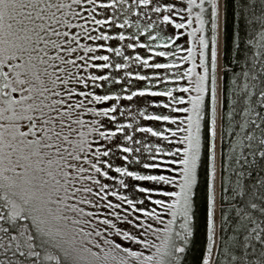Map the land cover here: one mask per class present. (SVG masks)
I'll use <instances>...</instances> for the list:
<instances>
[{"label":"snow or ice","instance_id":"snow-or-ice-1","mask_svg":"<svg viewBox=\"0 0 264 264\" xmlns=\"http://www.w3.org/2000/svg\"><path fill=\"white\" fill-rule=\"evenodd\" d=\"M0 264H264V0H0Z\"/></svg>","mask_w":264,"mask_h":264},{"label":"trees","instance_id":"trees-1","mask_svg":"<svg viewBox=\"0 0 264 264\" xmlns=\"http://www.w3.org/2000/svg\"><path fill=\"white\" fill-rule=\"evenodd\" d=\"M236 28H237V17L236 14L231 10V8H229V10L224 14H223V29H222V49H221V53H222V65L224 67H229L230 62L233 59L236 58H240L242 59L244 56V51H239L237 52L234 49V44H233V40H234V34L236 32ZM241 36L243 38H246L244 36V33H241ZM248 55L250 56L251 53L249 52ZM238 71V69H237ZM239 83V81H238ZM231 82L229 79V76L226 75H221V110H224V105L227 102H230V100L232 99V94H231ZM225 97H227V100L225 99ZM238 131V129H237ZM232 139H235V136L232 137ZM228 146H229V140L227 138V136H225V139L223 141V143H221L220 141V171H219V176L221 175V167L223 166V168L225 169V171L223 172V175L226 177L227 176V165H228ZM220 179V177H219ZM199 218H198V226L201 229L202 232V227H203V210L202 208L200 209V212L198 214ZM162 227V225H161ZM199 240L200 237H197V246H196V250L194 251V253L192 255H190V259H194L195 256L198 254L199 251Z\"/></svg>","mask_w":264,"mask_h":264},{"label":"rangeland","instance_id":"rangeland-1","mask_svg":"<svg viewBox=\"0 0 264 264\" xmlns=\"http://www.w3.org/2000/svg\"><path fill=\"white\" fill-rule=\"evenodd\" d=\"M183 3L185 5V7H186V0H183ZM194 11H196V10L194 9ZM223 14H224V10L222 9V11H221V20H220V24H221L220 62H221V64H222V53H221V49H222ZM182 15H184L185 17H187L186 11L184 13H182ZM155 18H156V14H153V19H155ZM174 18H175L176 22H181L179 16H176ZM183 22L184 23H187V19H185ZM193 27H198V25L196 24L195 20H193ZM174 31L177 34L183 33V35L181 36V38L178 41V43L179 44H184L185 38L187 37V33L189 31H191V29H179V30H175L174 29ZM153 34H155V30H153ZM187 39H188L189 43L186 44L185 47H190L191 46L190 45L191 38L190 37H187ZM141 42H146V37H142L141 38ZM149 43H154V42H149ZM173 47H176V45H173ZM128 51H131V50H128ZM180 54L181 55H187L186 52H181ZM159 59L163 60L164 58H159ZM188 67H191V64L190 63L189 64L182 65V70H186ZM156 71L157 70H153V69H144L143 72H142V74L147 73L148 75H152ZM198 71H199V69H198ZM159 72L162 75L163 72H164V70H159ZM143 83L145 84V86H147V82H143ZM219 85H220V100H221V76L219 77ZM177 86H187V81H180L179 82V85H177V84H170V85H168V87H177ZM164 87H165V85H163V84L159 85V88H161V89L164 88ZM153 90H158V89H153ZM183 95H185V98L187 97V94H183ZM149 99H152V98H134L133 101H121V105L122 106L126 105L128 107H132L133 112H136L138 109H143L145 107L148 108V113L158 112L159 111L158 109H154V108H152L148 104V100ZM120 119L121 120H124V118H120ZM136 119H138L140 121L141 126H146L147 127V126H153V124H154V122L145 121L143 119V117L137 116ZM124 122H131V120L130 119L129 120H124ZM172 127L174 128L175 126H172ZM140 138H142L145 143H148V142H156V138L151 137L150 134L137 133L135 139H140ZM129 146L138 147L140 145L133 144V145H129ZM144 155L147 156V153L145 152ZM132 167H136V166L133 165ZM217 168H218V183H219V177H220L219 176V171H220V140H219V138H218V141H217ZM140 183H143V182H140ZM122 192L124 194H126V195H129L130 198H131V193L130 192H128L127 190H122ZM114 199L115 198H113V200ZM125 207H127V206L125 205ZM169 218L170 217L165 216V220H167Z\"/></svg>","mask_w":264,"mask_h":264}]
</instances>
